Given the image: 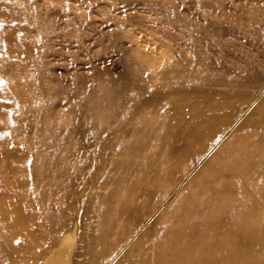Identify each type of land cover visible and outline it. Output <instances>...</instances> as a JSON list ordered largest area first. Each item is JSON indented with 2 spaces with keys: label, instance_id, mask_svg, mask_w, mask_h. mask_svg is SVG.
<instances>
[{
  "label": "bare ground",
  "instance_id": "obj_1",
  "mask_svg": "<svg viewBox=\"0 0 264 264\" xmlns=\"http://www.w3.org/2000/svg\"><path fill=\"white\" fill-rule=\"evenodd\" d=\"M122 81L106 98L131 102L86 159L43 186L0 176V264H264V89Z\"/></svg>",
  "mask_w": 264,
  "mask_h": 264
},
{
  "label": "rangeland",
  "instance_id": "obj_2",
  "mask_svg": "<svg viewBox=\"0 0 264 264\" xmlns=\"http://www.w3.org/2000/svg\"><path fill=\"white\" fill-rule=\"evenodd\" d=\"M126 77L143 96L181 81L219 89L222 77L260 93L264 0H0V176L43 186V166L86 159L131 102L106 98Z\"/></svg>",
  "mask_w": 264,
  "mask_h": 264
}]
</instances>
